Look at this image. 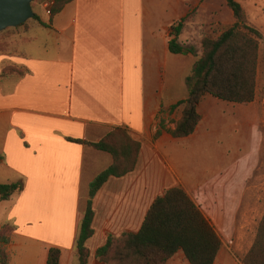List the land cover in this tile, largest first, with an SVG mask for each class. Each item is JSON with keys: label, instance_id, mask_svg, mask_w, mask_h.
<instances>
[{"label": "crops", "instance_id": "obj_1", "mask_svg": "<svg viewBox=\"0 0 264 264\" xmlns=\"http://www.w3.org/2000/svg\"><path fill=\"white\" fill-rule=\"evenodd\" d=\"M209 1L176 0L182 11L168 26L160 25L156 0H74L44 18L34 9L38 18L21 26L18 51L0 54V185L22 186L0 197V231L14 229L0 240L8 264H47L52 248L60 264H78L90 184L114 162L86 143L116 128L127 129L141 152L134 172L109 178L93 199L88 264H105L97 252L109 237L139 232L153 202L175 187L215 228L222 242L215 264H243L227 250L245 231L237 224L247 215L255 157L235 158L230 147L214 154L200 124L189 137L172 135L182 116L174 107L187 98L198 61V53H171L172 26L185 19L179 40L194 47ZM207 98L218 100L204 96L201 116ZM204 148L214 151L206 161ZM257 231H247V253ZM168 264L190 263L179 251Z\"/></svg>", "mask_w": 264, "mask_h": 264}, {"label": "trees", "instance_id": "obj_2", "mask_svg": "<svg viewBox=\"0 0 264 264\" xmlns=\"http://www.w3.org/2000/svg\"><path fill=\"white\" fill-rule=\"evenodd\" d=\"M38 1V4H42L47 0H34V9ZM72 1L56 0L52 15L60 13ZM224 1L233 12L235 23L218 37L203 38L202 54L188 79V96L174 107H183L181 119L172 132L175 138H185L195 133L201 121L198 107L206 95L232 104H250L256 98L262 36L248 25L246 11L238 0ZM185 21L183 19L172 26V39L169 42L171 53L197 55L196 48L186 47L179 40ZM159 135L160 132L155 137ZM86 144L109 153L114 162L90 184L89 200L75 246L78 264H88L89 249L86 243L94 235V197L109 178L134 172L141 152V143L133 140L123 128L114 129L97 143ZM21 189L20 184L0 185V197L7 200ZM13 230V227L5 226L0 231V240L8 242L6 235ZM221 248L222 242L215 228L201 209L182 188L175 187L153 202L139 232L124 234L120 239L109 237L98 250L97 258L105 264H168L179 251H183L190 264H215ZM60 258L61 251L52 248L47 264H60ZM0 263L8 264L3 249H0ZM243 264H264V216Z\"/></svg>", "mask_w": 264, "mask_h": 264}, {"label": "rangeland", "instance_id": "obj_3", "mask_svg": "<svg viewBox=\"0 0 264 264\" xmlns=\"http://www.w3.org/2000/svg\"><path fill=\"white\" fill-rule=\"evenodd\" d=\"M175 1L156 0L159 5L157 17L166 21L165 23L162 21L161 26H168L169 22L179 16L178 11H182V8L175 5ZM238 1L248 15V25L258 30L262 36L259 48L256 98L250 104H232L207 98L200 106L202 116L200 115L199 124L200 132L203 133V143L206 147L214 146L216 151H213L214 154L218 153L222 156L221 153L230 147L229 150L235 149V158L240 159L244 155L255 157L256 167L247 182V215L241 214L237 224L239 228H243L245 231L242 233L240 245L227 250L229 254L235 255L243 263V259L247 255V231L251 233L253 230H257L264 216V0ZM38 3L39 1L36 3L35 11L39 17L44 18L46 16L45 7L43 3L40 5ZM169 3L172 6H169ZM162 4L163 6L160 7ZM207 5L209 9L205 10L203 15L198 13V20L202 22L200 29L202 34L198 41L192 45L197 49V59L202 54L201 43L204 37H218L235 23V18L232 16L233 12L224 0H210ZM20 31H23V28L8 29L0 33V54L18 51ZM33 46L34 44H32ZM180 108L183 109V107ZM178 116L176 114L175 119ZM175 119L170 123H174ZM209 151L210 149L204 148L202 152L205 161L210 154H213ZM242 256L243 258H240Z\"/></svg>", "mask_w": 264, "mask_h": 264}, {"label": "water", "instance_id": "obj_4", "mask_svg": "<svg viewBox=\"0 0 264 264\" xmlns=\"http://www.w3.org/2000/svg\"><path fill=\"white\" fill-rule=\"evenodd\" d=\"M34 0H0V33L35 19Z\"/></svg>", "mask_w": 264, "mask_h": 264}, {"label": "built area", "instance_id": "obj_5", "mask_svg": "<svg viewBox=\"0 0 264 264\" xmlns=\"http://www.w3.org/2000/svg\"><path fill=\"white\" fill-rule=\"evenodd\" d=\"M55 3H56V0H47L46 2L43 3L45 10H46V14L48 16L52 15V10H53V7L55 6Z\"/></svg>", "mask_w": 264, "mask_h": 264}]
</instances>
